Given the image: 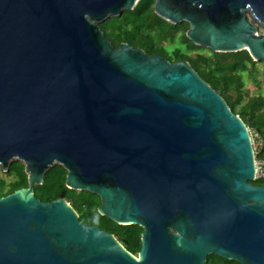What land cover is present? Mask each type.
<instances>
[{"label":"water","instance_id":"1","mask_svg":"<svg viewBox=\"0 0 264 264\" xmlns=\"http://www.w3.org/2000/svg\"><path fill=\"white\" fill-rule=\"evenodd\" d=\"M139 0H0V166L28 186L0 196V264H264V184L250 132L186 60L117 48L100 23ZM215 52L264 62V0H154ZM248 15V17H247ZM97 210L143 228L137 255L34 186L54 164Z\"/></svg>","mask_w":264,"mask_h":264},{"label":"trees","instance_id":"2","mask_svg":"<svg viewBox=\"0 0 264 264\" xmlns=\"http://www.w3.org/2000/svg\"><path fill=\"white\" fill-rule=\"evenodd\" d=\"M154 0H139L132 9L123 10L120 16H111L100 23L105 38L114 48L126 42L132 47L141 48L147 55L159 53L170 61L186 60L196 73L207 82L227 103L230 110L237 114L253 134L256 145L255 158L264 159V93L260 89L250 94L246 89L244 74L256 78L257 61L247 50L235 52H215L194 44L186 36L187 22L173 24L157 15L153 9ZM165 41L175 43L167 49ZM264 74V67L262 68ZM67 170L60 164L52 165L43 174L41 184L34 186V196L43 201L64 198L76 211L80 221L94 224L113 234L124 248L137 255L141 247L143 228L137 224H119L101 215L97 208L100 197L86 190L67 187ZM5 174L9 179L0 177V196L28 186L25 165L13 159ZM255 185L264 182L253 181ZM205 264H239L215 254L207 257Z\"/></svg>","mask_w":264,"mask_h":264},{"label":"rangeland","instance_id":"3","mask_svg":"<svg viewBox=\"0 0 264 264\" xmlns=\"http://www.w3.org/2000/svg\"><path fill=\"white\" fill-rule=\"evenodd\" d=\"M248 17V15H247ZM257 28V35H263L264 34V28L261 26L256 25ZM175 43H170L169 41H165L164 45L167 49H171L174 47ZM264 67V62L259 61L257 62V68L258 72L256 73V78L248 77L247 74H244V79L246 81V89L249 90L250 94H255L260 89L261 93H264V74L262 71V68ZM250 132V131H249ZM250 137L252 141L253 149L257 145V142L255 141L253 134L250 132ZM255 151V149H254ZM13 160V159H12ZM11 160V161H12ZM0 177L4 179H9V177L5 174V171L0 166Z\"/></svg>","mask_w":264,"mask_h":264},{"label":"built area","instance_id":"4","mask_svg":"<svg viewBox=\"0 0 264 264\" xmlns=\"http://www.w3.org/2000/svg\"><path fill=\"white\" fill-rule=\"evenodd\" d=\"M256 150V147L254 148ZM255 153V151H254ZM254 180L259 179L264 182V159H254Z\"/></svg>","mask_w":264,"mask_h":264},{"label":"flooded vegetation","instance_id":"5","mask_svg":"<svg viewBox=\"0 0 264 264\" xmlns=\"http://www.w3.org/2000/svg\"><path fill=\"white\" fill-rule=\"evenodd\" d=\"M208 257V256H207ZM207 261V258H206V260H205V262ZM205 262H204V264H205Z\"/></svg>","mask_w":264,"mask_h":264},{"label":"crops","instance_id":"6","mask_svg":"<svg viewBox=\"0 0 264 264\" xmlns=\"http://www.w3.org/2000/svg\"><path fill=\"white\" fill-rule=\"evenodd\" d=\"M259 144V142L257 143V145Z\"/></svg>","mask_w":264,"mask_h":264}]
</instances>
